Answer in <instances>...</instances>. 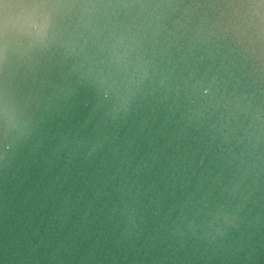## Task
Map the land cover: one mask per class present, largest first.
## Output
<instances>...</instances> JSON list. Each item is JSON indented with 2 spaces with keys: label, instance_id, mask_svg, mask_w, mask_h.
<instances>
[{
  "label": "water",
  "instance_id": "1",
  "mask_svg": "<svg viewBox=\"0 0 264 264\" xmlns=\"http://www.w3.org/2000/svg\"><path fill=\"white\" fill-rule=\"evenodd\" d=\"M0 264H264V0H0Z\"/></svg>",
  "mask_w": 264,
  "mask_h": 264
}]
</instances>
